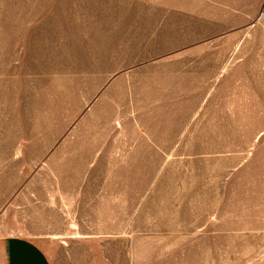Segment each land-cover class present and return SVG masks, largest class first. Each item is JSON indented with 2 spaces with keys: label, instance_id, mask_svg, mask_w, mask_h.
<instances>
[{
  "label": "rangeland",
  "instance_id": "1",
  "mask_svg": "<svg viewBox=\"0 0 264 264\" xmlns=\"http://www.w3.org/2000/svg\"><path fill=\"white\" fill-rule=\"evenodd\" d=\"M0 234L264 264V0H0Z\"/></svg>",
  "mask_w": 264,
  "mask_h": 264
},
{
  "label": "crops",
  "instance_id": "2",
  "mask_svg": "<svg viewBox=\"0 0 264 264\" xmlns=\"http://www.w3.org/2000/svg\"><path fill=\"white\" fill-rule=\"evenodd\" d=\"M0 264H51L45 251L24 235L0 234Z\"/></svg>",
  "mask_w": 264,
  "mask_h": 264
}]
</instances>
